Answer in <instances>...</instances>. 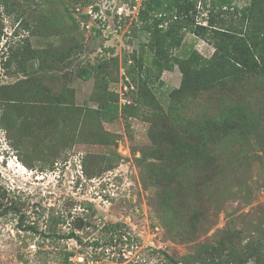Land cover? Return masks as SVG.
I'll use <instances>...</instances> for the list:
<instances>
[{
	"label": "rangeland",
	"instance_id": "obj_1",
	"mask_svg": "<svg viewBox=\"0 0 264 264\" xmlns=\"http://www.w3.org/2000/svg\"><path fill=\"white\" fill-rule=\"evenodd\" d=\"M146 1L0 0V264H253L242 248L264 238V74L225 85L217 67L185 84L177 60L197 52L193 66L217 65L215 34L173 29L168 3L142 20ZM233 2L252 9L197 3L196 24L264 30V0ZM229 100L248 115L234 131ZM109 102L113 118L100 111ZM173 138L209 139L214 161L195 166L190 195L166 202ZM116 222L127 235L108 243Z\"/></svg>",
	"mask_w": 264,
	"mask_h": 264
},
{
	"label": "trees",
	"instance_id": "obj_2",
	"mask_svg": "<svg viewBox=\"0 0 264 264\" xmlns=\"http://www.w3.org/2000/svg\"><path fill=\"white\" fill-rule=\"evenodd\" d=\"M168 3L171 8L177 9L179 13L178 16L174 18L173 29H185L191 33H199L200 30L203 31H213L216 37V45L218 47L217 55L210 59L208 63L216 62L217 65H212L207 69V66H203V69H200L198 65H192L194 60L198 59L197 52H194L193 57L187 58L184 60L178 59L177 62L181 65L182 70L184 71L185 84L188 83H201L203 79L205 80H213L216 78H224L222 83L229 84L231 75L238 76H249L250 74H264V30L257 31V33L253 35L244 36L241 34L235 35L230 30L226 29H216L212 28L210 30L212 23L210 24V28L203 25H197L196 20L194 18V9L197 6V3H200L203 9H239L242 16H245L251 7L246 8H238L237 5L234 4L233 0H148L145 2V7H143L140 11V18L146 20L148 18L149 11L159 10L163 7L164 4ZM193 12V14H192ZM169 45L167 41L160 43L158 46V57L157 60L159 63L161 62V53L164 51V47ZM197 56V57H196ZM166 65L172 66L171 60H167ZM218 67L216 74L213 75V79H209V72L214 71ZM96 70L95 66L91 68H82L77 72V77L82 80H89L94 77ZM209 70V71H208ZM22 82L16 84H7L4 85L1 89V93L6 90L5 88H15L19 86ZM43 84L42 81L39 83ZM3 90V91H2ZM60 99V98H59ZM60 102V101H58ZM234 104L229 100L228 104L223 108L222 117L225 118L223 127L228 128L234 131L235 128H242L244 123L243 117L245 114L247 115V111L245 109H239L233 106ZM247 109V108H246ZM118 106L113 102H109L106 106L102 107L100 110L104 116L111 115V112L117 113ZM113 118V116L111 115ZM248 122V115L247 120ZM213 126V128L217 129L220 123L216 120V124L212 122L209 123L208 127ZM178 132V131H177ZM165 133V132H164ZM216 133V132H215ZM215 133L212 132L211 137L215 138ZM207 137V136H206ZM209 139H205L202 141L203 143H191L187 144L182 140H177L176 138L172 139L173 146L176 144L175 149L172 154L168 155V157L163 158V163L165 165V172L163 174L160 173L161 181L163 179V183H166V186L162 193V198L167 202V199H171L169 197L174 196L178 198L185 199L186 196L190 195V190H193L194 181L192 178V173L195 171V166L200 165L201 163L212 164L213 159V151L208 148ZM180 153H179V152ZM169 159V163L166 160ZM168 163L169 165H167ZM181 202L182 200L179 199ZM80 225V224H79ZM83 225V224H82ZM81 225V226H82ZM104 228L107 230L108 237L106 238L108 243H113L116 237L119 240L122 237H126L125 225L121 222L106 224ZM35 229V228H30ZM63 237V236H60ZM66 237H78L74 233L67 235ZM79 239V238H78ZM96 247L100 246V242L94 243ZM264 250V238L252 243L251 245L242 248V251L245 254V258L243 261L245 263L253 262V264H264V254L262 251ZM68 253L66 256V261L69 259ZM229 263L240 264V254L229 255ZM179 263V262H177ZM186 264H209L207 261L199 262L198 261H186Z\"/></svg>",
	"mask_w": 264,
	"mask_h": 264
},
{
	"label": "built area",
	"instance_id": "obj_3",
	"mask_svg": "<svg viewBox=\"0 0 264 264\" xmlns=\"http://www.w3.org/2000/svg\"><path fill=\"white\" fill-rule=\"evenodd\" d=\"M121 13V12H120Z\"/></svg>",
	"mask_w": 264,
	"mask_h": 264
}]
</instances>
